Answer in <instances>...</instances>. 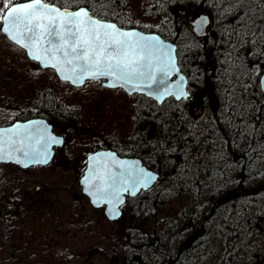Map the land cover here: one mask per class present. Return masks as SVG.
Here are the masks:
<instances>
[{
	"label": "flooded vegetation",
	"instance_id": "af4514ba",
	"mask_svg": "<svg viewBox=\"0 0 264 264\" xmlns=\"http://www.w3.org/2000/svg\"><path fill=\"white\" fill-rule=\"evenodd\" d=\"M190 19L195 28L196 17L191 16ZM191 74L192 71L187 74L189 97L174 101L185 103L184 107L193 115L195 111H199L197 117H216L217 112L209 103L213 92L212 82L208 80L210 75L204 73L198 82ZM99 87L111 90L102 81ZM208 87L211 88L210 96L207 93ZM120 90L136 101L131 107L137 105L140 96H143L130 95L125 90ZM195 98H198L201 105ZM61 107L59 113L54 110L52 114L45 111L44 115L37 114L29 118H14L24 113L26 108L31 113V109L23 105L0 109V125L46 118L52 125L53 132L64 139L63 145L55 148L52 163L65 172L75 170L79 179L85 171L87 157L98 150L110 149L112 144V149L121 157L139 158L147 169L159 175L157 182L150 188L141 190L134 196L125 195V201L121 205L122 216L116 221L107 218L104 207L92 206L90 199L82 191L80 180L77 181L79 191L74 197L76 202L83 201L87 204L86 207L91 206L93 211L101 212L118 229L116 236L120 243L115 248V260L118 264H264V137L253 139L252 147L245 146L242 152L234 155L231 152L232 146L228 145L225 137H215L216 134L204 137L203 134L209 130L201 132L196 125L194 133L200 132V136L173 137L170 141V133L177 129L180 132L185 130L186 126H179L183 123L174 125L173 131L166 126L149 127L147 120L137 126V118L131 112V131L125 139L120 141L121 138H116L115 134L102 136L98 143L89 144L86 152L71 154L69 131L84 125V113L89 108L84 104H65ZM172 107L173 110L180 111L178 105L174 104ZM35 112L38 113L37 110ZM201 122L207 124L208 120L200 121V125ZM215 122L213 121L214 124ZM263 127L264 125L259 127L260 134L264 133ZM155 136L162 138L156 146ZM139 138H142L141 143ZM159 147L163 148L165 155L156 160L154 153ZM228 147L231 151H228ZM137 148L144 152L143 156L130 152ZM189 152V160L187 157L183 158V154ZM60 154H63V159ZM176 165H179L178 169ZM16 167L23 175L31 169ZM142 194L145 200L140 199ZM181 199L186 205L171 216V207ZM39 202H51L47 191L26 190L19 200L8 199V209L4 216L9 219L15 213L11 203L30 206ZM121 224L130 226L129 235L123 233ZM134 224L136 227L133 229ZM126 238L130 239L131 248L125 244ZM137 244L145 247L138 248Z\"/></svg>",
	"mask_w": 264,
	"mask_h": 264
},
{
	"label": "rangeland",
	"instance_id": "374dc122",
	"mask_svg": "<svg viewBox=\"0 0 264 264\" xmlns=\"http://www.w3.org/2000/svg\"><path fill=\"white\" fill-rule=\"evenodd\" d=\"M146 1L131 0L136 24L145 25L149 30L164 31L165 22L145 19L143 9ZM12 2L13 0H9L10 5ZM3 3L4 0H0V5ZM199 14L194 9L184 12L187 19ZM2 15L3 12H0V16ZM1 28L2 21L0 109L18 106L24 101L30 103L37 96L40 87H50L55 90L58 100L61 99L59 92L63 93L65 104L85 103L89 107L82 120L84 125L69 131L71 154L86 152L89 144L98 143L102 136L115 134L121 141L130 135V107L136 103L133 98H128L120 89L102 90L94 81H89L80 88H72L69 84L60 82L53 70L40 68L28 58L24 50L10 42ZM189 30L192 32V28ZM183 38L181 46L187 51L194 52L196 50L191 48L202 45L197 44L189 32ZM197 52H201L200 48ZM194 62L195 60L191 61L194 66V73L191 75L199 82L204 70L209 69L213 61L204 57L203 62H207V67H195L198 63ZM211 88L212 100L209 99V103L216 110L219 101L216 100L215 87L211 85ZM211 88H207L208 96ZM195 100L201 105L198 98ZM198 112L195 111L194 114L197 115ZM78 176L75 170L65 172L55 163L32 167L25 175L13 164L0 165V264H118L115 260V248H118L120 242H117L115 224L106 220L101 212L93 211L91 206L86 207L85 202H76L74 197L79 191ZM26 190L47 191L51 202H39L30 206L11 203L15 213L6 219L4 213L8 209V199L19 200ZM175 203L171 207V216L186 205L182 199ZM134 227L135 224L133 229Z\"/></svg>",
	"mask_w": 264,
	"mask_h": 264
},
{
	"label": "trees",
	"instance_id": "16d2710c",
	"mask_svg": "<svg viewBox=\"0 0 264 264\" xmlns=\"http://www.w3.org/2000/svg\"><path fill=\"white\" fill-rule=\"evenodd\" d=\"M19 1L25 0H17V2ZM44 1L60 7L62 5L67 6L71 9H76L77 6L87 7L92 13H98L97 17L116 22L122 27H137L146 31L158 32L164 38L178 44L179 61L187 74L190 70H194L191 61H198L203 66H205L204 57L213 61L209 72L204 71V73L213 75V82L217 89L220 109L216 117L200 118L195 114L194 116L184 107L185 103H177L173 99L159 105L152 99L140 96L137 105L131 107V112L137 118V126L142 125L147 120L149 127L150 125L155 127L166 126V128L171 127L170 129L173 131L174 125L183 123L179 126H186L185 130H182L184 136L194 138L201 135L200 132L194 133L193 128L197 125L201 132L209 130V132L203 134L206 138L212 137L214 134H216L215 137H225L228 145L232 146V151L229 147L228 151H231L234 155L243 151L241 144L244 139L264 137V133H259V127L264 125V96L259 82L264 71V55H261L264 52V40H260L259 35L260 26L264 25V20L257 17V29H254L256 35L251 37L252 40L260 41L258 46L255 43H248L249 37L247 36L244 37L245 43H240L239 33L243 29H237V34H233L235 17L226 15L223 11L227 7L226 0H147L143 9L145 19L165 22V32L160 29L149 30L145 25H137L136 17L131 8V0H74L70 5L67 0ZM256 2L259 3L260 0H256ZM191 9L206 11L211 15L213 19L211 33L215 35L204 38L200 47L192 46L191 49L196 50L194 52L187 51L181 46L183 39H185L183 35L186 32L191 34L194 41H198L193 32L189 30V19L184 15V12ZM198 48L201 50L200 53L197 52ZM51 89L50 87H40L37 96L30 103L24 101L18 105L29 107L31 113H28V108H26L24 113L18 114L14 118H29L37 114L44 115L45 111L52 114L53 110L59 113L61 106L65 105L64 97L60 96L61 99L58 100L55 90ZM174 104L179 106L180 111L173 110L172 106ZM13 107L16 108L17 105ZM205 120H208L207 124H202V122L201 125L199 124L200 121ZM213 121H216L215 124ZM141 139H138L139 143L142 142ZM160 139L162 138L158 137L154 140V146L158 144ZM113 145H111V148H114ZM162 149L159 147L155 151L156 160L163 158V155H165ZM130 152L139 156H143L144 153L140 148L130 150ZM190 154V152L183 154V158L187 157L189 160ZM60 158L63 159V154H60ZM171 160L174 161L173 158ZM178 167L179 165H176L177 169ZM140 199L145 200L144 196ZM121 225L123 233L128 234L126 225ZM128 235L127 237H129ZM125 244L129 246V238L125 239ZM137 246L138 248L145 247L141 244H137ZM129 248H131V245Z\"/></svg>",
	"mask_w": 264,
	"mask_h": 264
},
{
	"label": "snow or ice",
	"instance_id": "6c2138e0",
	"mask_svg": "<svg viewBox=\"0 0 264 264\" xmlns=\"http://www.w3.org/2000/svg\"><path fill=\"white\" fill-rule=\"evenodd\" d=\"M73 2L74 0H67L69 5ZM226 5L227 7L223 9L225 14L235 17L233 34H237V29H243L239 33L240 43H245L244 37L247 36L249 37L248 43H255L259 46L260 41L252 40L251 37L256 35L254 29H257V17L264 20V0H260L259 3L256 0H226ZM0 12H3L0 16V21L4 24L3 32L15 43L29 49L33 59L43 58L32 51L38 43L48 45L42 50L45 53L51 52L53 58L56 53H62L63 61L56 60L55 63L50 64L45 62V67L51 66L62 75V63L73 64L74 61H82L80 70L87 72L94 80L113 75L125 83H131L134 80L142 81L145 78L150 81L155 79L150 74L151 58L155 48V44L151 41L155 38H146L138 33L121 31L116 24L95 18L99 14H90L87 7L77 6L75 10H69L67 6L62 5L58 8L43 0H30L22 4L15 3L13 0L11 5L9 0H4V3L0 5ZM206 23L207 20L201 22L202 25ZM25 32L30 34L31 44L25 43L22 38ZM259 35L260 40H264V25L260 26ZM142 41L145 43H141ZM261 55H264V52ZM169 62H172L171 57H169ZM175 71L178 72L179 69ZM63 78L70 79L66 75H63ZM180 79L183 80V77ZM73 83H76V80H73ZM80 83H83V77L80 78ZM108 86L123 87V84L112 83ZM133 88L140 91L141 84L136 83ZM164 95H174L177 100L182 97L187 98V93L182 87L178 94L166 91ZM157 99H162V97H157ZM82 183L90 186L91 180L85 177Z\"/></svg>",
	"mask_w": 264,
	"mask_h": 264
},
{
	"label": "water",
	"instance_id": "95a60500",
	"mask_svg": "<svg viewBox=\"0 0 264 264\" xmlns=\"http://www.w3.org/2000/svg\"><path fill=\"white\" fill-rule=\"evenodd\" d=\"M26 2H30V0L18 3L22 4ZM43 2L48 3L44 0ZM49 4L53 5L52 3ZM54 6L60 8V6L55 4ZM90 14H92L91 11ZM95 18L100 19L97 16ZM204 20H207V23L202 25L201 22ZM104 21L116 24L121 31L138 33L140 36L146 38H155V40L151 41L152 44H155V48L153 49L154 54L151 58L150 73L155 79L154 81H150L145 78L142 81L134 80L131 83H125L113 75L99 77L95 80L104 79V85L106 87H110L108 85L112 83H116L117 85L123 84V87L117 86L115 88H123L129 94L139 93L146 95L147 97L156 100L158 103H162L165 99L170 97L175 98L174 95H164V93L170 91L178 94L181 87L184 92L187 93V97L189 96V93L187 92V78L179 67L177 45L175 43L165 40L157 33H145L135 28L125 29L115 22ZM210 22L211 19L206 14L197 18L194 21L195 32L197 35H205ZM3 27L4 24L2 22L1 30ZM3 33L10 41L15 43L5 32ZM22 38L25 43H32L29 33L25 32ZM141 43L145 42L142 41ZM15 44L24 49L27 56L31 60L39 63L42 68L53 69L62 81L69 82L74 86H82L87 80H94L90 78L87 72H82L80 70V65L83 63L82 61H74L73 64H61L63 75L70 77V79L67 80L63 78V75L57 69H54L51 66L45 67L46 61L50 64L55 63L56 60L63 61L64 59L62 53H56L55 58H53L51 52H43L42 49L48 46L46 44L38 43L32 49L37 55L43 57L41 60L33 59L29 53V49H26L17 43ZM169 57H171V63L169 62ZM175 69H179V71L177 72ZM81 77H83V83H80ZM180 77H183V80H181ZM73 80H76V83H73ZM161 81L163 82L161 83ZM136 83L141 84L140 91L134 90L133 85ZM149 84L150 87H148ZM260 84L264 93V73L260 78ZM157 97H162V99H157ZM63 141V137H60L53 132L52 126L47 120L41 118L17 121L11 125L1 126L0 163H13L22 168H28L33 165H46L53 159L54 147L63 145ZM45 160L47 161L46 163L44 162ZM121 165H123V167H121ZM145 174H147V176ZM85 177H88L91 180L90 186H86L82 183ZM113 177L115 179H113ZM158 177L159 175L157 173L147 169L138 158L121 157L113 150H101L88 156L86 170L80 179V184L83 193L90 199L91 204L95 207L105 206L106 215L110 219L115 220L121 216L119 208L125 201V195L130 194L134 196L141 190L150 188L157 182Z\"/></svg>",
	"mask_w": 264,
	"mask_h": 264
},
{
	"label": "bare ground",
	"instance_id": "6f19581e",
	"mask_svg": "<svg viewBox=\"0 0 264 264\" xmlns=\"http://www.w3.org/2000/svg\"><path fill=\"white\" fill-rule=\"evenodd\" d=\"M211 28H212V26H210V24H209V26L207 27V30H206V34L205 35H202V36H199V35H195V37L198 39V41H195V42H197V44H202V40L204 39V38H206V37H208V36H210V35H212V36H215L214 34H212L211 33ZM201 40V41H200ZM193 58V57H192ZM196 62V61H195ZM198 62V61H197ZM205 64V66H207V62H205L204 63ZM211 68V67H210ZM193 72V71H192ZM194 73V72H193ZM213 75H210L209 76V78H208V80L209 81H211L212 82V85L215 87V90H216V100H217V98H218V93H217V89H216V86H215V84H214V82H213V77H212ZM212 90H213V88H212ZM262 91V90H261ZM262 93H263V91H262ZM263 96H264V93H263ZM219 109H220V105L218 104V108L215 110V112H219ZM262 131L264 132V127L262 128ZM170 141H172V139H173V137H181V138H184L185 136H184V134L182 133V132H180L178 129L177 130H175V131H173V133H170ZM243 147H245V146H249V147H252V145H253V139H247V140H245L244 139V142L242 141V144H241ZM173 264H176L175 262H173Z\"/></svg>",
	"mask_w": 264,
	"mask_h": 264
}]
</instances>
